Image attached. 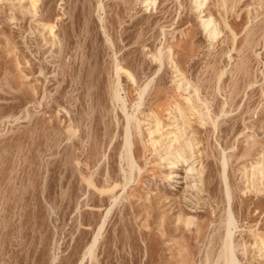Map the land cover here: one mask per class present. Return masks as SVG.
Wrapping results in <instances>:
<instances>
[{"label": "rangeland", "instance_id": "rangeland-1", "mask_svg": "<svg viewBox=\"0 0 264 264\" xmlns=\"http://www.w3.org/2000/svg\"><path fill=\"white\" fill-rule=\"evenodd\" d=\"M228 210L264 264V0H0V264H216Z\"/></svg>", "mask_w": 264, "mask_h": 264}, {"label": "bare ground", "instance_id": "bare-ground-1", "mask_svg": "<svg viewBox=\"0 0 264 264\" xmlns=\"http://www.w3.org/2000/svg\"><path fill=\"white\" fill-rule=\"evenodd\" d=\"M195 4L197 6H200L203 4V0H194ZM202 26L204 27V29L207 30V35L212 38L214 37L216 34H217V29L215 27V25L213 24V21H212V18L211 17H208L206 19H202ZM122 68L119 67L118 65H116V91H115V98L119 101H121L122 103V106H123V111L126 115V120H127V123L129 121V115L125 112V101L124 99L122 98V96L119 95V92L117 87L119 86V71L121 70ZM147 86V84L140 90L139 92V96H141V94L143 93V91L145 90V87ZM140 103L139 101L136 102V105L135 106H138ZM127 126V125H126ZM129 129V128H128ZM131 134V133H130ZM130 140L128 139V137L125 138V143H124V147L125 149L129 148L130 147ZM129 152V151H128ZM130 154V152H129ZM124 156V155H123ZM131 156V155H130ZM128 165L130 166V168H133L135 164L134 160L133 159H129V162H128ZM136 168L139 170L140 167L138 165H136ZM227 192V191H226ZM116 197V196H115ZM115 200V199H114ZM109 211V208L106 210V214L108 213ZM106 218V217H105ZM105 222V219L103 218L102 219V222L99 224L98 228H96V232H94V235L92 236L89 244L86 246V248L84 249V252H83V258L88 255L90 256L91 255V252H92V249L93 247L95 246L97 240H98V237L100 235V230L102 229V227L104 226ZM225 225H226V230H227V235L226 237L224 238V242H223V248L218 256V259H217V263L216 264H219V260L221 261V264H238V261L236 259V257L234 256V252H232L231 248H230V240H229V236H228V233L231 231V228L234 227V222H233V218H232V215H231V212L230 210H228L227 212V216H226V221H225ZM81 263V261L79 262V264Z\"/></svg>", "mask_w": 264, "mask_h": 264}]
</instances>
